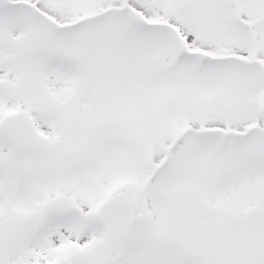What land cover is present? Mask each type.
Here are the masks:
<instances>
[{
	"label": "snow or ice",
	"instance_id": "1",
	"mask_svg": "<svg viewBox=\"0 0 264 264\" xmlns=\"http://www.w3.org/2000/svg\"><path fill=\"white\" fill-rule=\"evenodd\" d=\"M0 264H264V0H0Z\"/></svg>",
	"mask_w": 264,
	"mask_h": 264
}]
</instances>
